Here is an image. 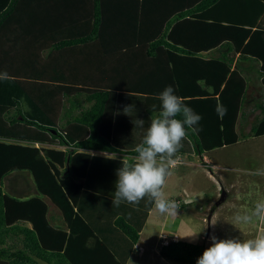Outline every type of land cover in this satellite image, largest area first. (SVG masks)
<instances>
[{
  "label": "trees",
  "instance_id": "1",
  "mask_svg": "<svg viewBox=\"0 0 264 264\" xmlns=\"http://www.w3.org/2000/svg\"><path fill=\"white\" fill-rule=\"evenodd\" d=\"M85 1L91 5L93 22L88 32L82 28L76 36L70 26L77 23L70 20L71 15L66 16L57 5L56 11L49 6L51 15L44 23L55 17L56 23L49 25L56 24L62 35L55 46L110 41L107 33L116 29L108 27L112 24L107 12L114 15L116 4L112 0H83L81 4ZM146 1L142 0L135 21H129V28L135 27L141 34L135 43L142 49L136 55L139 61L131 62L136 67H128L127 62L125 70L116 72L115 84L82 87L42 86L36 71H30L33 77L26 81L16 77L17 70L9 69V32L38 34L43 30L42 13L38 0H0V74L7 72L9 77L0 79V264H128L154 205L145 199L139 205L122 202L113 206L122 160L91 154L90 150L136 156L135 146L150 127L151 116L159 115V94L166 87L172 86L202 117L196 125L202 130L189 132L178 156L203 157L245 136L237 126L247 115L249 75L255 74L264 86V0H161L164 3L151 8ZM182 29L189 39L180 38ZM46 46L51 48L49 41ZM214 48L220 51L216 57L197 55L199 50ZM78 93L87 95L88 107L66 127L59 126L64 98ZM119 94L136 99L121 103L137 111L134 120L140 128V142L128 149L118 145L120 132H112L118 123ZM218 102L227 109L223 119L216 111ZM255 108L261 110V116L256 117L246 137L264 135V102H256ZM120 134L123 137L125 133ZM9 138L11 143L6 142ZM25 171L31 174L36 193L25 198L6 192V176ZM46 198L61 210L64 227L51 222ZM205 248V243L173 240L161 245L159 254L170 261L197 264Z\"/></svg>",
  "mask_w": 264,
  "mask_h": 264
},
{
  "label": "crops",
  "instance_id": "2",
  "mask_svg": "<svg viewBox=\"0 0 264 264\" xmlns=\"http://www.w3.org/2000/svg\"><path fill=\"white\" fill-rule=\"evenodd\" d=\"M44 1L45 0H38L37 2L39 5V11L42 13V15L39 17V20H41L40 26L43 27V30H39L38 34L36 35L27 33L23 30L18 32H9V39L11 38L9 42V69L17 70V72H15L16 77L26 81L27 78L33 77L28 73L30 71L35 73L36 71L37 81L42 86L66 84L68 86L98 87L99 85L109 86L115 84L116 82L113 80L117 78L116 72L121 69L125 70L127 68V62L129 63L128 67H136L135 65L131 64V62L135 61V59L136 63L139 61L138 58H136V55L141 53L142 49L140 50V45L135 43L137 39L140 38L141 34H139V31L136 30L135 27L129 28L131 25L129 21L132 22L131 19L133 18L134 22L136 15L138 14L139 16V11L141 8L140 4H142V0L139 2H137V0H112L111 3L116 4L117 8L114 9V15H111L110 11L107 12L112 24V26L108 27H113V29L116 30H111L112 32L107 33L110 41L105 42L104 40L96 39L91 40L82 46L70 45L61 47L55 46L56 41H58L62 36L61 33H59L60 31H57V27L55 26L56 24L53 26L49 25V23L53 21V23H56L55 17L54 19L49 20L48 24L44 23L46 16L51 15L49 6H53L54 11H56L58 7L66 16L71 15L70 20H75V23H77L70 26L71 32L75 33L72 35L76 36V33L81 32L82 28L86 29L88 32L90 28V22H93L91 5L88 6L86 1L81 4L83 0ZM162 3H164V1L161 0H147L145 2V4H149V8L157 7ZM136 7H139L138 11ZM125 20L127 21V24L125 23ZM82 21L85 22V24ZM135 24L136 23H133V25ZM178 35L182 39H189L188 32L185 29H182ZM48 41L49 45H51V48H46V43ZM130 44H133V46H128ZM127 46L129 48H127ZM219 54L220 51L218 48H214L209 51L199 50L197 52V55L203 58L216 57ZM244 65L247 66V64ZM105 71H107V73ZM111 72H113V75H110ZM249 76H251L250 84H255V74ZM119 80L118 83H120ZM66 97L67 98H64L65 105L60 111L61 114L57 119L58 125L63 127H66L68 123L72 121V117H76L82 110L88 107V98L85 93L73 94ZM41 100L44 101L46 98L42 97ZM127 100L135 101L136 99H126V97L121 96V94L117 95L118 104L116 105L115 117L118 120V123L115 127H113L112 132L126 134H124L122 137V134L117 133L120 136L118 145H120L122 148L128 149L135 146L136 143H139L140 141L138 140H141V137H139L140 128L136 127L138 124L134 120L138 118L137 111L129 110V105L121 104L127 102ZM72 101L73 104H71ZM70 107L72 109L71 112H67L68 108ZM260 111L261 110H259V112ZM132 122H134V124ZM239 124L240 122H238V125ZM6 142L11 143L12 140L9 138V140H6ZM36 145L54 147L56 149H65V146L60 145L50 146L48 144L41 143H36ZM90 152L91 154H98L119 160H122L123 156H126L128 159L135 157V155L125 152L112 153L99 150H90ZM184 155H179V162L177 164L185 162ZM13 173L18 174L19 177L23 178V180L25 179L31 183V188L26 187L25 190L14 186V189L11 188V193L13 195L26 198L29 195L36 193L32 176L28 171ZM13 173L8 174L4 180L8 186L10 183L9 177L12 176ZM46 200L49 204V218L51 222L56 226L65 225L64 221L62 220L61 210L53 202H51V200L48 198H46ZM154 209L155 207L149 212L146 223L141 230L140 239L135 246V250L131 253L128 264H131L132 262L147 264L150 263L153 260V257L156 256L159 257L158 260L161 262L167 263V259L161 257L159 254L161 247L160 244H164V239L162 236L165 233L159 234L162 238L161 242H158V239H155L152 236L147 239V235L151 234L150 232L153 229H151V227L158 224L161 220L160 216L162 214H160L158 211H154ZM26 225L31 226V223L28 222ZM148 226H150L149 231H147ZM174 235L178 237V240H181L177 233ZM116 238L123 240V236L116 235ZM203 239L205 240V234L201 235V240H199V243L203 242Z\"/></svg>",
  "mask_w": 264,
  "mask_h": 264
},
{
  "label": "rangeland",
  "instance_id": "3",
  "mask_svg": "<svg viewBox=\"0 0 264 264\" xmlns=\"http://www.w3.org/2000/svg\"><path fill=\"white\" fill-rule=\"evenodd\" d=\"M247 98V115L238 125V131L245 136L239 142L216 148L203 157L184 155L185 162L177 164L172 170L164 189L168 199H180L182 205L178 204L175 216L162 214L159 223L151 227L153 229L147 239L152 236L161 242L159 234L165 233L172 238L177 233L181 240L199 243L201 235L205 234V240L200 243H206V250L212 245V236L219 240H247L264 233V223L256 221L245 225L234 220L237 213L249 212L258 200H264V176L253 174L256 169L264 168V135L246 137L251 124L261 116L260 109L253 108L256 102H264V86L255 80V84H250ZM9 182V186L4 182V189L9 193L14 186L24 190L31 188L29 181L15 173L9 177ZM223 191L226 199L218 205ZM149 229L150 226L147 231ZM193 234L198 235L194 239L189 237ZM158 259V256L153 257L147 264H190L173 260L165 263Z\"/></svg>",
  "mask_w": 264,
  "mask_h": 264
},
{
  "label": "clouds",
  "instance_id": "4",
  "mask_svg": "<svg viewBox=\"0 0 264 264\" xmlns=\"http://www.w3.org/2000/svg\"><path fill=\"white\" fill-rule=\"evenodd\" d=\"M8 78L7 72L0 74V79ZM159 99L161 110L159 115L151 116L142 142L135 146L134 162L130 163L126 156L122 158L112 200L113 206L119 207L122 202L139 205L141 200L147 199L160 214L175 216L179 205L166 197L164 189L179 161L182 141L189 132L198 134L202 130L196 127L202 117L175 94L172 86L166 87ZM154 110L155 106L151 111ZM216 111L221 119L227 114V109L219 102ZM143 123L139 121L141 126ZM253 174L264 176V168L256 169ZM234 220L245 225L256 221L264 223V200H258L249 212L237 213ZM197 235L189 237L194 239ZM211 240L212 245L198 258L197 264H264V233L247 240H219L215 236Z\"/></svg>",
  "mask_w": 264,
  "mask_h": 264
},
{
  "label": "built area",
  "instance_id": "5",
  "mask_svg": "<svg viewBox=\"0 0 264 264\" xmlns=\"http://www.w3.org/2000/svg\"><path fill=\"white\" fill-rule=\"evenodd\" d=\"M179 162V161H178ZM176 203H180L181 202V200L179 199V200H176L175 201ZM162 238L164 239L163 240V243L164 244H168L170 241H172V240H178V237L176 236V235H174L172 238H168V236L167 235H163L162 236Z\"/></svg>",
  "mask_w": 264,
  "mask_h": 264
},
{
  "label": "water",
  "instance_id": "6",
  "mask_svg": "<svg viewBox=\"0 0 264 264\" xmlns=\"http://www.w3.org/2000/svg\"><path fill=\"white\" fill-rule=\"evenodd\" d=\"M225 199H226V193H225V191H223L222 197H221V199L218 201L217 204L219 205V204L222 203ZM212 213H213V211H212ZM208 219H210V217H209Z\"/></svg>",
  "mask_w": 264,
  "mask_h": 264
}]
</instances>
